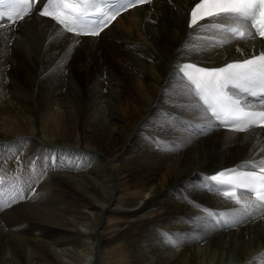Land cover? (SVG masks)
Returning a JSON list of instances; mask_svg holds the SVG:
<instances>
[{
	"label": "bare ground",
	"instance_id": "bare-ground-1",
	"mask_svg": "<svg viewBox=\"0 0 264 264\" xmlns=\"http://www.w3.org/2000/svg\"><path fill=\"white\" fill-rule=\"evenodd\" d=\"M195 1L153 0L97 37L36 9L0 27V205L14 208L0 215V264L8 253L28 264V248L53 263L48 242L75 244L87 219L99 250L121 240L128 264H264V208L244 193L240 204L223 198L206 179L264 160V127L219 130L177 73L181 61L217 66L264 52V41L187 28ZM39 147L41 160L82 155L93 167H61L56 188L49 176L40 183Z\"/></svg>",
	"mask_w": 264,
	"mask_h": 264
},
{
	"label": "snow or ice",
	"instance_id": "snow-or-ice-1",
	"mask_svg": "<svg viewBox=\"0 0 264 264\" xmlns=\"http://www.w3.org/2000/svg\"><path fill=\"white\" fill-rule=\"evenodd\" d=\"M57 3V6L63 5L64 8L70 9L71 12L69 15L72 17V23L69 24L63 19H59L57 16H53V19L58 20V22L68 30H73V25L76 26H91L93 28H101L104 20L107 15H111L112 19H115L116 15H119L122 10H126L128 6L135 5L137 2H143V0H78L77 3L69 2V0H47V3L44 6V9L40 12L43 16H49L51 13L48 11V7L53 3ZM23 3L27 4L28 0H0V21H3L5 17L8 20H12L13 23L16 19H23V14H25V8L22 6L19 12H15V4ZM205 4H209L210 8L206 12V15L212 18L213 21H216L211 25L213 28L220 29L225 32H231L234 36L238 35L240 38H247L254 35H259L264 37V30H261L257 22L259 16H264V0H201L200 3L196 4L195 9L203 7ZM101 6L104 7L102 11L96 17H89V9L95 10ZM30 7V6H29ZM193 9L192 20L189 24V27L200 26L196 17V11ZM9 12H13L14 15H8ZM204 16H201L200 19H203ZM230 20L239 25L247 27H255L257 31L255 33L249 31H240L237 27L224 28L222 22ZM3 24L0 23V27ZM106 26V25H105ZM79 31L77 35H79ZM93 34H98L95 32ZM222 43V42H221ZM191 67V65H189ZM183 70V67L182 69ZM197 71L204 73L206 78L201 81L192 80L195 83L196 90H208L213 89L216 92L222 93L224 87L228 84H233L235 87L240 88L243 91L251 92L252 89L256 86H259L261 91L264 92V53H261L258 56H255L252 59H246L242 63L227 64L223 68H198ZM255 95V92H252ZM203 99V97H202ZM226 100L232 106V110L235 113L231 119L232 124H242V127H238V131H246L250 127L254 126L256 123V117H264V109L258 112L248 111L245 112L241 108V102L239 99L232 100L230 96L225 97ZM205 104H209V100L204 99ZM213 114L217 120H221L223 117H228L229 112H223V117L220 112H217L215 108H212ZM228 121L225 120V123ZM248 162H245L242 167H248ZM252 171L239 173V181L233 183L232 180L222 181L220 178L225 175V172H234V169H227L219 172L218 174L207 177L206 179L209 182L217 181L219 184H231L235 188H245L249 191H255L253 187V181H262L264 182V160L259 161L258 163L251 164ZM258 172L261 173L258 175ZM214 186V185H213ZM264 186V184H262ZM219 192L220 189L217 188ZM225 195H229L228 192H225ZM232 196H235V193H231ZM257 201L264 202V194L256 192ZM23 198V197H21ZM3 197L0 196V200ZM239 203V200H237ZM2 207V205H0ZM261 208H264V203L260 204Z\"/></svg>",
	"mask_w": 264,
	"mask_h": 264
},
{
	"label": "rangeland",
	"instance_id": "rangeland-1",
	"mask_svg": "<svg viewBox=\"0 0 264 264\" xmlns=\"http://www.w3.org/2000/svg\"><path fill=\"white\" fill-rule=\"evenodd\" d=\"M115 30V29H113ZM106 39V38H105ZM112 41V40H111ZM77 47V46H76ZM65 76H68V73H65ZM80 85H83L84 81L80 80L79 81ZM38 147V145L36 146ZM36 149V148H35ZM39 149L41 150H37L39 152V155L37 156V162L39 161L40 164L41 162L44 163L45 160H41V156H40V152L43 150L41 147H39ZM67 155V154H65ZM65 155H59L57 154V152H51L49 158H48V161L46 162L45 166H46V170H48V175L47 177L49 176L50 178V183H51V180H52V175L53 176H56L58 177L59 173L62 171L60 168L62 167V165L66 166L68 169L72 166L74 169H77L79 168V166L83 165V167H81V170L84 171L86 169L89 170L90 169V166L92 165L93 167V163H89L88 165H86V161L88 162V160L85 158L83 160V162L81 163V159H82V155H80V157L78 158V160H73V159H69L66 160V161H62L60 162L58 160V156L59 157H63V160L65 157ZM53 159V160H52ZM41 160V161H40ZM54 161V162H53ZM39 162L38 165L39 168L43 169V167L41 165H39ZM60 166H59V164ZM73 163V164H72ZM86 163V164H85ZM49 164V165H48ZM55 164V165H54ZM58 164V165H57ZM51 165V166H50ZM90 165V166H89ZM41 166V167H40ZM59 166V168H58ZM48 167V168H47ZM85 167V168H84ZM91 167V169H92ZM50 168V169H49ZM90 169V170H91ZM55 170V171H54ZM61 170V171H59ZM80 171V170H78ZM53 172L55 173H58V174H53ZM1 173V172H0ZM2 174V173H1ZM10 174H12V172H10ZM61 174V173H60ZM51 175V176H50ZM46 177V178H47ZM54 178V177H53ZM55 180V181H54ZM53 184L51 183V185H56L57 187V181L56 179L54 178L53 179ZM50 185V188H54L53 186ZM55 187V188H56ZM2 189H5L4 187ZM3 192V190H1V193ZM13 198V197H12ZM5 204L4 206H2L0 208V215L1 213L4 212V210H10L12 211V208H9V205ZM11 206V205H10ZM8 208V209H7ZM14 209V208H13ZM87 222L84 221V223L90 225L89 228L88 227H81V231L85 232V234L88 232H93V230H95V226L93 225L92 222L89 223V219L86 220ZM92 225V226H91ZM94 229H93V228ZM116 228V227H115ZM114 228V229H115ZM90 229V230H89ZM83 232V233H84ZM84 235V236H81V237H78V239L75 241L76 243L75 244H71V245H67L64 246L62 249H64L63 251L59 250L60 248L56 245V242H53V240L49 241L48 242V245L49 246V251L51 254L50 256H52V260H53V263L52 261H48V260H45L43 257H41V253H38V251H34L32 250L31 248H28L27 249V254H26V259L28 261V264H128L127 262L129 261L128 259V255L125 251V248L123 247V244L122 242L123 241H117L109 246H107L105 248V250H99L98 248V243L93 240L89 235ZM89 236V237H88ZM157 236V235H156ZM83 237V238H82ZM76 238V237H75ZM81 238V239H80ZM88 238V239H87ZM90 238V240H89ZM157 238V237H156ZM80 239V240H79ZM82 240V241H81ZM96 243H95V242ZM51 242V243H50ZM78 243V244H77ZM53 245V246H51ZM76 245V246H75ZM68 246V247H67ZM55 249V250H53ZM58 249V250H57ZM67 249V250H66ZM108 249V250H106ZM100 251V252H99ZM103 251V252H102ZM125 251V252H124ZM102 252V254H101ZM100 254V259H99V254ZM109 254V255H108ZM36 255V256H35ZM39 255V256H38ZM105 256V257H104ZM111 256V257H110ZM8 258H10V264H18L19 262L17 260H14V258H11V255L8 253L7 255ZM36 257H38V259H36ZM41 257V258H40ZM41 259V260H40ZM45 261H44V260ZM13 260V261H12ZM39 260V261H38ZM99 260V262H98ZM102 260V261H101ZM37 261V262H36ZM55 262V263H54Z\"/></svg>",
	"mask_w": 264,
	"mask_h": 264
}]
</instances>
